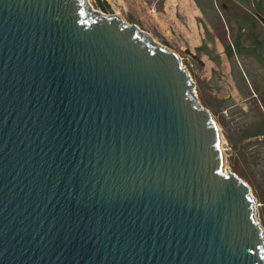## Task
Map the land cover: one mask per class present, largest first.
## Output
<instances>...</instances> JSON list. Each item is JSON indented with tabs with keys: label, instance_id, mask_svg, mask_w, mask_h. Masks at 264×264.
I'll return each mask as SVG.
<instances>
[{
	"label": "water",
	"instance_id": "1",
	"mask_svg": "<svg viewBox=\"0 0 264 264\" xmlns=\"http://www.w3.org/2000/svg\"><path fill=\"white\" fill-rule=\"evenodd\" d=\"M191 88L116 13L0 0V264H264Z\"/></svg>",
	"mask_w": 264,
	"mask_h": 264
},
{
	"label": "rangeland",
	"instance_id": "2",
	"mask_svg": "<svg viewBox=\"0 0 264 264\" xmlns=\"http://www.w3.org/2000/svg\"><path fill=\"white\" fill-rule=\"evenodd\" d=\"M171 50L220 134L222 167L249 189L264 237V0H86Z\"/></svg>",
	"mask_w": 264,
	"mask_h": 264
},
{
	"label": "bare ground",
	"instance_id": "3",
	"mask_svg": "<svg viewBox=\"0 0 264 264\" xmlns=\"http://www.w3.org/2000/svg\"><path fill=\"white\" fill-rule=\"evenodd\" d=\"M217 130H218V129H217ZM218 132H219V131H218ZM219 135H220V134H219ZM222 155H223V153H222ZM249 194H250V193H249ZM250 196H251V195H250ZM251 197H252V196H251ZM252 199H253V198H252ZM253 203H254V199H253ZM253 203H252V206L254 205Z\"/></svg>",
	"mask_w": 264,
	"mask_h": 264
}]
</instances>
